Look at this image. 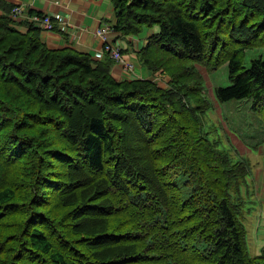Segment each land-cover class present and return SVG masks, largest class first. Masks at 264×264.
Returning <instances> with one entry per match:
<instances>
[{"label": "trees", "instance_id": "1", "mask_svg": "<svg viewBox=\"0 0 264 264\" xmlns=\"http://www.w3.org/2000/svg\"><path fill=\"white\" fill-rule=\"evenodd\" d=\"M110 1L118 37L151 30L152 77L50 48L0 0V264H264L242 223L250 165L204 128L232 99L264 117V59L243 65L264 0ZM224 64L230 84L209 88L200 68Z\"/></svg>", "mask_w": 264, "mask_h": 264}, {"label": "rangeland", "instance_id": "2", "mask_svg": "<svg viewBox=\"0 0 264 264\" xmlns=\"http://www.w3.org/2000/svg\"><path fill=\"white\" fill-rule=\"evenodd\" d=\"M146 32L147 37L151 34V30H144L138 36L145 35ZM259 57L264 59V47L246 50L243 56L244 67H248L252 59ZM200 71L206 78L209 88L211 85L224 87L230 84L227 64L209 73L208 76L204 68H200ZM148 77H152V74L150 73L149 76L137 75L134 78ZM153 80L159 86L165 87L169 77L165 73L157 72L154 74ZM214 104L216 109L211 108L204 114V128L208 132L209 138L218 139L220 148H226L225 144L233 145L250 165L245 180L251 187L247 191H245L244 185L241 188V191H244L242 197L245 202L242 223L246 232L248 250L255 254L257 246L254 244L261 242V239L264 240V214L262 211L264 210V191H262V185L258 184L264 179V170H262L264 169V117L254 113L251 109V100L247 98L228 100L221 103L219 107L216 103ZM255 184L259 195L256 194ZM263 246L264 241L261 247Z\"/></svg>", "mask_w": 264, "mask_h": 264}, {"label": "crops", "instance_id": "3", "mask_svg": "<svg viewBox=\"0 0 264 264\" xmlns=\"http://www.w3.org/2000/svg\"><path fill=\"white\" fill-rule=\"evenodd\" d=\"M5 2L21 6L25 13L31 10L50 16L52 28L46 30L42 28L40 34L50 48L58 50L70 48L89 54L94 60H97L94 58L96 53H101V57L109 53L104 50L103 38L97 34L98 29L107 27L109 40L119 47L124 54L123 58L132 63L130 69H125L123 64L114 60L115 64L111 70L114 78L131 80L137 75H150L136 56V50L146 42L147 32L142 36L118 37L119 35L111 28L114 8L110 0H5ZM258 184L262 185L264 191V179ZM256 194L259 195L257 187ZM262 211L264 214V210ZM263 241L261 239V242L254 244L257 246L255 250L262 246Z\"/></svg>", "mask_w": 264, "mask_h": 264}, {"label": "built area", "instance_id": "4", "mask_svg": "<svg viewBox=\"0 0 264 264\" xmlns=\"http://www.w3.org/2000/svg\"><path fill=\"white\" fill-rule=\"evenodd\" d=\"M11 18L16 23H19L24 20H29L30 22H33L34 24H36L40 28H43L44 30L52 28V22H51L50 16L45 15V14H40V13H33V14L28 15V13L27 12L25 13V10L22 9V7L19 5L13 6L12 11H11ZM107 29H108L107 27H104V28L98 29L97 31V34L101 36L105 42L104 50L106 52H109L110 56L115 61L123 64V67L125 69H130L132 67V63L128 60H125L123 58L124 54L119 49V47H117V45L113 44V42L109 40V38L107 37ZM100 57H101V53H96L94 55L95 59H99Z\"/></svg>", "mask_w": 264, "mask_h": 264}]
</instances>
